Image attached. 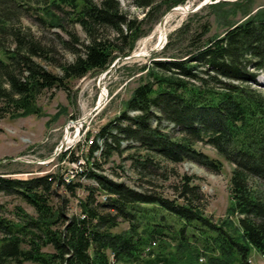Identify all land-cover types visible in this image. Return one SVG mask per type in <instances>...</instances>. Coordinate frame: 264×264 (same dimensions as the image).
I'll return each instance as SVG.
<instances>
[{
	"label": "trees",
	"instance_id": "16d2710c",
	"mask_svg": "<svg viewBox=\"0 0 264 264\" xmlns=\"http://www.w3.org/2000/svg\"><path fill=\"white\" fill-rule=\"evenodd\" d=\"M133 2L147 9V19L179 1ZM27 16L48 29L60 28L65 36L58 35L56 46L42 43L20 24ZM143 23L129 19L118 0H0V117L40 116L39 96L66 89L129 56L144 34ZM209 32L208 20L193 29L184 22L151 56V66L140 68L144 77L124 110L90 141L88 168L79 174L97 188H90L80 203V215L67 217L64 206L52 204L53 187L72 193L80 186L57 172L29 179L0 177L1 194L34 210L31 215L15 205L8 217L0 205V264H111L110 259L113 264H249L252 250L264 257V96L252 87L264 72V12L227 25L220 36ZM58 49L73 54V60L57 59ZM36 60L56 66L61 74L44 70ZM163 119L179 127V138L150 125ZM122 140L144 151L131 161L141 177H158L162 162H194L213 173L221 172L224 162L230 164L226 217L214 223L204 215L203 195L192 177L173 174L178 177L176 196L170 200L98 174L100 159L118 151ZM200 144L215 156L197 148ZM70 162L78 157L72 155ZM95 190L107 196L110 211L93 206ZM120 220L128 228L114 233Z\"/></svg>",
	"mask_w": 264,
	"mask_h": 264
},
{
	"label": "rangeland",
	"instance_id": "374dc122",
	"mask_svg": "<svg viewBox=\"0 0 264 264\" xmlns=\"http://www.w3.org/2000/svg\"><path fill=\"white\" fill-rule=\"evenodd\" d=\"M118 1L121 8L128 13L129 19L144 21L140 24V30L144 34L139 36L127 57L149 54L151 49L164 41L165 36L167 43L168 35L184 22H189L193 29L199 22L208 20L210 23L208 36L216 37L222 35L227 25L237 21L242 22L257 12H264V0H178L174 7L170 9L163 7L159 14L156 11L145 19L147 9L137 7L133 0ZM224 2L225 4H222ZM210 5L214 6L209 7ZM182 8H187L189 12H185ZM193 10L196 11L191 12ZM248 11L250 14L246 13ZM161 21H164L163 27L160 25ZM20 24L23 27H29L44 44L52 43L56 46L58 35L65 36L60 28L48 29L31 16L22 19ZM74 29L80 41L86 42V35L82 29L78 25H75ZM152 55L117 58L102 73H89L80 80L69 83L66 89L44 92L38 97L36 103L42 110L40 116L0 117V177L29 179L54 172L64 177L65 174H69L71 166L67 163L72 155L81 156L82 164H76L81 171L71 174V181L79 183L80 186L72 193L64 187L55 186L52 197L53 205L65 207L67 217L80 215V203L85 201L90 188H97L93 180L81 177L79 174L85 166L88 168L85 157L88 154L90 141L99 129L114 120L124 110L132 91L144 77L145 72L138 71L140 68L151 66ZM56 56L60 61L67 62L74 58L73 54L62 51H59ZM36 63L54 75L61 74L59 68L43 60H36ZM255 80L256 84L252 87L264 96V72ZM97 105H99L98 109L94 110ZM155 113L159 115L158 112ZM136 114L137 112L128 113L129 116ZM150 125L156 126L159 132L166 134L168 138L180 137L179 127L168 120L163 119L158 123L152 120ZM64 141V147H60V143ZM99 145L102 149L103 144L99 143ZM138 146V143L134 141L122 140L118 151L113 150L111 156L100 159L97 173L136 191L152 189L170 200L176 196L174 190L175 184L177 186L176 178L180 179L182 175L192 177L194 184L199 186L203 195L204 215L214 223L226 217L228 208L231 206L229 179L232 166L230 164L224 162L221 172L213 173L194 162L184 161L176 165L162 162L158 177H141L131 164L132 158L136 159L144 154ZM197 148L211 157L215 156L209 146L200 144ZM99 151L95 152V155L98 156ZM62 154H66L63 161L60 160ZM103 194L97 190L94 191L93 206H97L101 211H110L111 203ZM0 205L7 208L8 217H12L11 211L15 205L22 207L28 214L34 215V210L29 205L13 196L0 193ZM120 221V224L112 230L114 233L123 232L128 228L127 222ZM247 260L249 264H264V257L255 250L251 251ZM110 261L113 264V260L110 259Z\"/></svg>",
	"mask_w": 264,
	"mask_h": 264
},
{
	"label": "water",
	"instance_id": "95a60500",
	"mask_svg": "<svg viewBox=\"0 0 264 264\" xmlns=\"http://www.w3.org/2000/svg\"><path fill=\"white\" fill-rule=\"evenodd\" d=\"M196 10H193V11H191V12H195ZM185 12H189L188 10H187V8H185ZM163 23H164V21H161V23H160V25L163 27ZM166 36H165V39H164V41L162 42V43H158L153 49H151V51H150V53L149 54H144V55H131L130 57H127V58H138V57H145V56H150L151 54H154V53H156V52H158V51H161L163 48H164V46H165V44H166ZM98 107H99V105H97V107L94 109V110H96V109H98ZM68 129V128H67ZM67 129H66V131H67ZM64 145H65V141L64 142H61L60 143V147H64Z\"/></svg>",
	"mask_w": 264,
	"mask_h": 264
},
{
	"label": "built area",
	"instance_id": "2783aa9c",
	"mask_svg": "<svg viewBox=\"0 0 264 264\" xmlns=\"http://www.w3.org/2000/svg\"><path fill=\"white\" fill-rule=\"evenodd\" d=\"M81 162H82V160H81V158H79V159H78V162H71V163H69V165L71 166V167H70L69 174H66V175L64 176V177H66V178H64V180H65L66 182H71V174H72V172L81 171V170H80V167H78L80 164H82ZM76 164H79V165H76Z\"/></svg>",
	"mask_w": 264,
	"mask_h": 264
},
{
	"label": "bare ground",
	"instance_id": "6f19581e",
	"mask_svg": "<svg viewBox=\"0 0 264 264\" xmlns=\"http://www.w3.org/2000/svg\"><path fill=\"white\" fill-rule=\"evenodd\" d=\"M183 10H185L184 8H182Z\"/></svg>",
	"mask_w": 264,
	"mask_h": 264
}]
</instances>
